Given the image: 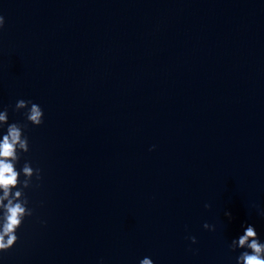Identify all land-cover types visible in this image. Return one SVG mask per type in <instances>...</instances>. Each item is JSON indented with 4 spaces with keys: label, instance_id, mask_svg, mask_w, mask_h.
Returning a JSON list of instances; mask_svg holds the SVG:
<instances>
[{
    "label": "clouds",
    "instance_id": "9594fccd",
    "mask_svg": "<svg viewBox=\"0 0 264 264\" xmlns=\"http://www.w3.org/2000/svg\"><path fill=\"white\" fill-rule=\"evenodd\" d=\"M5 19L0 15V29H3ZM15 111L26 110V120L34 125L43 123L44 112L42 108L30 101L20 99L15 104ZM7 125L6 132L0 139V253L11 249L17 242V230L22 226L26 217L33 215V210L28 207L29 201L24 189L32 186V178L41 179V170L33 168L30 163L25 162L22 169L18 171L16 164L20 160L21 153H27L29 142L24 135L27 125L19 123H8V109L0 111V128ZM21 172L24 179L20 180ZM208 207V205H205ZM264 214V213H262ZM225 215L231 218V213ZM204 228L214 231L213 225L204 224ZM192 243H196L195 237H190ZM230 248L245 249L236 258V264H264V243L259 239L255 227L247 225L238 238L231 241ZM139 264H153L152 259L145 257Z\"/></svg>",
    "mask_w": 264,
    "mask_h": 264
}]
</instances>
